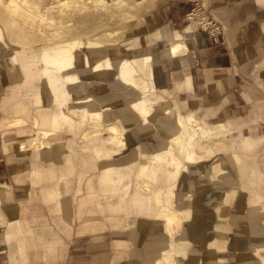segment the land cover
<instances>
[{
    "label": "crops",
    "instance_id": "1",
    "mask_svg": "<svg viewBox=\"0 0 264 264\" xmlns=\"http://www.w3.org/2000/svg\"><path fill=\"white\" fill-rule=\"evenodd\" d=\"M139 1L144 2L145 13L153 15L145 23L149 44L154 40L164 44L175 32L190 34V51L181 56H172L168 46L156 42L144 43L133 54L153 55L158 84L168 91L167 99L158 105L157 119L173 125L174 119L162 110L174 112L176 103L183 114L218 126L214 144L224 143L220 137L228 128L244 125V133L232 145L247 148L257 139L259 146L246 152L216 153L214 161H220L228 174L225 178L214 170L212 180L205 178L204 164L197 169L198 177L187 173L182 178L177 202L183 211L182 225L172 238L165 220L157 218L155 210L150 214L151 196H156L158 188L171 189V165L157 170L155 184L138 178L142 149L157 147L158 137L166 136V131L145 132L140 117L133 113L120 119L126 128V148L116 155L95 152L97 146L114 148L105 142L107 134L82 146L66 138L33 148L36 131L31 121L19 127L8 124L13 119V102L34 98L35 90L23 88L20 97L13 96L7 76L5 81L0 78V264H156L172 242L187 241L191 250L200 251L199 264H204L203 258L205 264H264V0H200L224 22L225 42L205 33L193 34L191 26L184 24L194 0ZM168 19L177 31L159 28ZM126 106L123 102L119 107ZM211 115L214 121L217 115L218 119L229 116L208 123ZM232 134L235 138L238 131ZM87 151L91 153L85 155ZM237 154L247 158L249 166H244L245 158L238 155L245 178L235 160ZM132 160L138 161L135 171ZM108 170L114 175L106 180ZM134 176L137 183L131 186ZM136 184L131 195L129 188L134 190ZM101 191L117 196L111 202ZM36 200L41 205H34ZM128 201L136 213L131 216L120 214ZM208 229L214 233L211 246L204 243ZM62 232H68L65 239ZM178 257L181 262L183 257Z\"/></svg>",
    "mask_w": 264,
    "mask_h": 264
},
{
    "label": "bare ground",
    "instance_id": "2",
    "mask_svg": "<svg viewBox=\"0 0 264 264\" xmlns=\"http://www.w3.org/2000/svg\"><path fill=\"white\" fill-rule=\"evenodd\" d=\"M1 1L8 7L10 13L15 15L14 18L10 20L11 26H19L18 20L21 18L34 22H51L50 20L52 18L41 11L38 0ZM69 1L70 0H59L61 4L70 5L75 3V6L79 4L77 1ZM84 1V7L79 5L75 10L76 13H79L82 8L84 9L86 6L90 5L94 8L95 13L101 17V7H103L104 0ZM54 3L55 1L50 5ZM76 15L74 19H69L70 16L68 15L60 21L63 24L72 23L73 26H59L61 32L58 33L61 35H72V38L60 40L49 45H38L36 47L26 46V48L12 42L18 38L22 39L23 37L21 35H26L27 31L24 28L17 31L20 32L21 35L11 33V37H9L0 26V74L7 76V79L20 76L19 79L23 80L20 81L19 84H12L13 86L8 90L10 94L20 97L23 88L32 89L35 87L43 92V99L49 100L52 89H59L63 90V92H67V95L60 96L62 108L58 113L51 114L47 111L36 110L40 117L39 123L36 125L49 127L52 120L55 122H60V120L69 122L72 120L73 115L81 121H84L94 114L103 115L101 103L106 102L107 104L115 101L114 96L109 93L106 96H102V92L106 91V83H110L116 88L121 87V93L126 100L137 102L142 114H144L143 117L149 120L147 125L144 124L145 132H150L152 128L156 129V127L165 130L168 134L172 135L175 142H180L182 144L180 150L183 156L186 157L187 162L193 158L204 156L200 147L201 140H199V138L202 136L200 134L202 132L205 133L208 127L200 118L193 115L187 117L186 121L180 119L177 127H174L172 124H166L162 119H157L160 115L158 113L160 106H158V103H153L149 99L150 95L143 94L140 91L130 92L126 87H122L125 86V84L137 83V81L139 84L148 87L151 83L150 78L154 80L152 83L153 85L160 87L158 84L157 71L153 65V55H133L138 52L141 45L144 43L149 44L148 28H141L118 42H105L104 39L110 37L114 32V29L108 27L107 20H103V22L101 21V23L97 25L94 24L82 35L78 27L81 20L78 19ZM150 15L153 17L152 13ZM16 17L18 19H15ZM88 17V21L90 22L93 16L91 15ZM188 39L187 35L174 33V35H168L163 45L164 47H169V52L172 56H181L190 51ZM142 73H147L149 78H140ZM136 75L140 76L135 79ZM190 81L189 77L188 84H190ZM40 99L41 97H38V100ZM18 100H15L12 104L14 117L8 124L17 127L25 126L31 120L26 116L30 112L33 98H22V101L16 105ZM162 111V113L166 115L168 109L164 108ZM104 115L108 116L109 113L104 111ZM73 127H75V125ZM110 129L115 130V126L112 125ZM177 130L182 131L183 134L186 133L185 139L184 137L180 138V133H178ZM37 135L38 134L35 133L32 136V147H37L39 144L50 146L51 141L45 142V139ZM207 136L212 135H204L203 138ZM109 139L118 141L117 137H110ZM159 146L160 149L167 152L168 149H170L167 145L165 136L159 139ZM21 149L27 150L24 145L21 146ZM165 154V152H155L153 156H150L144 152L140 167V176H146L152 179L153 176L149 174L148 171L153 170L152 166L155 160L160 158L166 160ZM173 160H176L174 156ZM179 160L180 158L177 159L178 165H183L179 163ZM208 162H210L209 165L207 164ZM204 164L206 165L204 169L205 178H207L208 175L209 179L212 180L213 175L210 172L218 167V162H215L214 159H207V162ZM200 165L199 162L193 165H184L185 171L169 191L170 194H175L174 198H176L177 201L181 200L178 188L179 186L182 187L184 184L182 178L186 176L187 173H192L195 177H198L197 169ZM206 172H208V174H206ZM116 174L119 175V173ZM113 175L114 173L108 170L106 172V180L112 178ZM200 181L207 182L208 180L200 179ZM167 206V208L162 209L161 214H165L166 229L175 232L180 222L177 214H183V211L181 213L180 210H178L177 203L172 204L168 202ZM153 210V203L151 202L150 214H154ZM205 235L207 237L205 242L211 241L210 239L214 236V233L211 229H208L205 231ZM175 247L176 244L172 242L171 247L168 250H164L162 253L165 257H168L158 258L156 264H165V262H167L166 264H171V257L174 256V252L175 254L178 253V249ZM184 264H195V260L193 258H187Z\"/></svg>",
    "mask_w": 264,
    "mask_h": 264
},
{
    "label": "rangeland",
    "instance_id": "3",
    "mask_svg": "<svg viewBox=\"0 0 264 264\" xmlns=\"http://www.w3.org/2000/svg\"><path fill=\"white\" fill-rule=\"evenodd\" d=\"M38 1L40 4L41 11H43V13L49 15L52 18L50 20L51 22H49V21L48 22H42V21L34 22L32 20H23L21 18L18 20L19 26H11L10 20H12L15 15H12L10 13L8 7L5 6L4 3H2V1L0 0V26L4 29L3 31L5 32V34L7 36L11 37V33L21 35V33L17 32V31H20V29H22V28H24L27 31L26 35L25 34L21 35L23 37L22 39L18 38L16 40H13L12 41L13 43H15L19 46H23V47H26V46L27 47H29V46L30 47H36L38 45H49V44H53L54 42H57L60 40H66V39L72 38L73 37L72 35H67V34L61 35L60 33H58V32H61V29H59V26H64V27L69 26V25L73 26L72 23L63 24L60 22L61 19L67 17L68 15L70 16L69 19H74L75 15L78 14V15H76V17L81 20V23L78 25V27L81 30L82 35H84L86 33V31L91 26H93L94 24L97 25V24L101 23V21L103 22V20L104 21L107 20L108 27L111 29H114V32L110 37H107L106 39H104L105 42H107V41H111V42L117 41L118 42V41L128 37L133 32H135L141 28H147V24H145L146 21L148 19L153 18L150 15L151 13L150 14L145 13L144 2L139 1V0H104L103 7H101L102 8L101 17L98 16L97 13H95L94 8H92L90 5L86 6V8H84V9L82 8V10L79 13H76L75 10L79 5L81 7H84V4H85L84 0H70V1H74V2L75 1L79 2V4H77V6H75V3L70 4V5L69 4H61L59 2V0H38ZM53 1H55V3L53 5H50ZM197 1H200V0H194L193 1L194 4ZM200 2H202L208 8V10L217 19H219L224 25V22L216 14H214L212 12L209 5L205 1H200ZM194 4H193V6H194ZM190 10H189V12H190ZM186 14H185L184 20H183L184 24L186 26L188 24L191 26L190 31L193 34L198 33V32H196L194 27L186 20ZM91 15L94 18L92 17V19L89 22L88 16H91ZM15 19H18V18L16 17ZM60 24H63V25H60ZM165 26L168 27L170 30H176L174 27V24H172L170 20L168 22L164 23L163 25H161L160 29H163ZM224 28H225V25H224ZM225 32H226V28H225ZM225 32H224V34H225ZM175 33H178V32H175ZM179 35H181V34H179ZM188 35L190 36V34H188ZM188 35H187V38H188ZM224 40L225 39L223 38L222 42H225ZM155 42L159 46L160 45L164 46L163 43L160 41L154 40L152 43L155 44ZM152 43H150V44H152ZM139 76L140 75H136L135 79ZM4 77L5 76L0 74V78L3 81H5ZM19 78H20V76H17V77L14 76V77H11L9 79L6 78V81L15 85V83L19 84L20 81H23L22 79H19ZM140 78L148 79L149 76L147 73H142ZM150 80H151V83L148 85V87H146V85L139 84L138 81H137V83H133V84H129V85L125 84V86H122V87H126L127 89H129L130 92L140 91L143 94L150 95L149 99L153 103L155 102V103L160 104L161 101H164L167 99L164 93H168V91L163 87H156L155 85H153L152 84L154 81L153 78H150ZM32 89L35 90V93H34L35 96L33 98V101L31 102L30 112L27 114L26 117L28 119H31L30 121L32 122L33 127L35 128L36 133L40 137L45 139V142L51 141V143L54 144V143H56L55 141H62V140H65L67 138V140L69 142L73 141L76 144H79L80 146H82L84 144H86V145L88 143L90 144V142H96L98 139L102 138L104 135L107 134L108 136H107V138H105V140H106L105 142L107 144H110L114 148L105 147L104 149H100L97 146L94 149L98 155L102 154V155L108 157L111 155L118 154L120 148H124V149L126 148V140H125L126 128L122 125L121 120H120L121 118L128 119V118L132 117L134 114H136L141 119V124L144 126L143 130H145L144 124L147 125L149 123V120L146 119L145 117H143L144 114H142L137 102H131V101L125 99V97L121 93V87L116 88L112 84L106 83V91L102 92V96H106L109 93V94L114 96L115 101L107 103V104H106V102L101 103V105H102L101 111H103V115H101V114L95 115L94 114V115L90 116L91 118L89 117V118L85 119L84 121H81L79 118H77V117H75V115H73L72 120L69 122H63L61 120H60V122H55L52 120L51 125L49 127L37 126L36 124L39 123L40 117L38 116L36 110L47 111L48 113H51V114L58 113L60 111V109L62 108L60 96L61 95H67V92H63V90H59V89H52L51 90L52 92H50V99L48 100V99L42 98L43 92L41 90H39L38 88H35V87ZM39 93H41V94H39ZM38 97H41V99L38 100ZM21 101H22V99L18 100L16 105L18 103H20ZM123 102H125L126 105H128V106L122 107V108L119 107L120 104H122ZM175 102H177V101L175 100ZM179 106L181 107L180 104H179ZM116 107H119V109H116ZM64 108H65V106H64ZM174 108H175L174 112L172 110H170L169 108H167L168 112L166 114V115L170 116L171 120L174 119V123H173L174 127H177L180 119L186 121L187 117H191L194 115V114H187V113L183 114L179 110L176 103L174 105ZM217 108L218 109H216V108L215 109L217 110V114L219 115V107H217ZM181 109H182V107H181ZM220 110H222V108ZM104 111L108 112L109 115L105 116ZM11 114L13 115L12 116V118H13L14 117L13 106L11 107ZM218 115H217L216 121H219V120L223 121V120H225L224 118L229 116V115H223V116H221L222 117L221 119H218ZM26 117H24V118L27 119ZM76 121H78V122H76ZM216 121H214L213 115H211L207 118L208 123H218ZM74 125H75V127H73ZM112 125L115 126V130L110 129V127ZM9 126L12 127V125H9ZM207 127H208V129L206 128L207 129L206 132L205 133L202 132L200 134L202 136L199 138V140H201L200 147L204 153V156L199 157V158H193L192 160L187 162L186 157L183 156V153L180 150V148L182 147V144L180 142H178V143L175 142L173 140L172 135H170L166 132L165 138L167 141V145L170 148V149H168V152L163 150V149H160L159 145L157 147H150V148L142 149L147 155H150V156H153L155 152H165L166 153L165 154L166 160H163L162 158H160V159L154 161L155 163L152 166L153 170L148 171L149 174H151L153 176L152 179H150L146 176H140V168L138 171V178L141 180H146V182L150 185L155 184V183H157V180H158L157 170H159V168L163 167L166 163H168V165H171L169 167H172V173L170 175L172 185L168 186V188H169V187H172L175 184V182L181 177V174L185 171V167H184L185 164L193 165V164H196L198 162H199V165L204 164L207 162V159H214L215 154L218 152H226L227 153L228 151H232V150H234V151L235 150H242V151L246 152V151H250L253 148L259 146V144H260L259 140L253 138L256 141L254 146H249L246 148V147H243L241 145H238L237 147H234L232 145L233 142H235V139L237 137H240L244 133L243 132L244 125H242V127L232 126V128L231 127L228 128L226 131H224L222 133V136L220 137V140L221 139L224 140L225 144L223 142H216L214 144L215 138H213V137L216 135V130L218 129V126L215 127L214 125H210V127H209L207 125ZM156 129H161V128L156 127ZM235 130L238 131V134L235 138H233L232 133ZM64 131H67V132H65L66 135H63ZM163 131H165V130H163ZM177 132L180 133L179 134L180 138L184 137V139H185L186 133L183 134L182 131H180V130H177ZM204 135H212V136H207L206 138H203ZM110 137H117L118 141L111 140V139H109ZM171 138H172V140H171ZM159 139L160 138L158 137V141H159ZM44 145H46V144H44ZM41 146H43V145L39 144L37 147H33V148H39ZM89 153H91V152L87 151L84 154L89 155ZM238 155H240V154H237L234 157H235L236 162L240 165L242 177L245 178L246 170L244 169V167L242 165V160ZM173 156L176 158V160H173ZM240 156L245 158V162H247L244 164V166L245 165L249 166L246 156L245 155H240ZM178 158H180L179 163H182L183 165H178V163H177ZM217 162H218V167H216L214 169V171L217 172L218 174H220L221 178H225L228 174L226 171L223 170V168L220 164V161L217 160ZM130 163H133V165H134L133 170L135 171L137 169V166H138V161L132 160ZM204 166L206 167L205 164L203 165V167ZM140 167H141V165H140ZM205 167H204V169H205ZM88 171H90V170H88ZM96 173H98V171L93 172V175H95ZM133 183H137L135 176H134V180L132 179V181H130L131 186ZM131 186L129 188V192L132 195L134 193V191L136 190L137 184L135 185L134 190ZM170 190L171 189H166L165 190L166 192H164V190L162 188H158L156 191V196L155 197L153 195L151 196L152 197V203L154 205V210L156 211L155 216L157 218H162L163 220H165V214H161L162 209H165L168 207L167 206L168 202H170L172 204L178 202L177 199L174 198L175 194L174 193L170 194V192H169ZM101 192L104 194V196L107 195L106 197H108V200H110L111 202L117 196L116 195L117 193L109 194L106 191H101ZM152 192H153L152 194H154V190ZM33 203H34V205H37V204L41 205V201H39V200H36ZM33 206H32V208H33ZM123 210L124 211H121L120 214H127V216H131L132 214L135 213L133 211V204L130 203L129 201L127 202V204L125 205V208ZM88 214H93V213L88 212ZM177 215L180 219V222L178 224L176 231L172 232L171 230L167 229V232L169 233V235L171 237H173V235L177 233V231L180 229V227L182 225V216L180 214H177ZM165 222H166V220H165ZM121 226H123V225H121ZM128 226H129V223H128ZM62 234H63V238H64L68 234V232H66V233L62 232ZM156 234H158L157 229H156ZM206 239H207V237L204 233V243L207 245H210V246L213 245L212 240L210 242L206 243L207 242V241L205 242ZM175 248L178 249V253L175 254V252H174V256L171 257V264H178V263L184 264L185 261L187 260V258L188 259L193 258L195 260V264H199V262H197V261H198V256L200 255V251L191 250L190 249V243L188 241L177 244ZM63 249L64 248L62 247V250ZM2 254H4V253H2ZM178 256L183 257L184 261L182 259V261L180 262L178 259L179 258ZM160 257L164 258L165 256L162 254ZM167 257L168 256H166L165 258H167ZM201 262H203L205 264L204 258L201 260ZM166 263L167 262H165V264ZM224 264H228V263L225 262Z\"/></svg>",
    "mask_w": 264,
    "mask_h": 264
},
{
    "label": "built area",
    "instance_id": "4",
    "mask_svg": "<svg viewBox=\"0 0 264 264\" xmlns=\"http://www.w3.org/2000/svg\"><path fill=\"white\" fill-rule=\"evenodd\" d=\"M186 20L196 32L206 33L216 42L223 41L225 32L223 23L202 2H195L190 12L186 14Z\"/></svg>",
    "mask_w": 264,
    "mask_h": 264
}]
</instances>
